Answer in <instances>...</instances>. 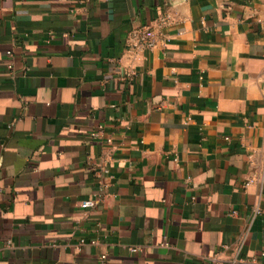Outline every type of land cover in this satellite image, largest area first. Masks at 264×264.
<instances>
[{
	"label": "crops",
	"instance_id": "0c3cea01",
	"mask_svg": "<svg viewBox=\"0 0 264 264\" xmlns=\"http://www.w3.org/2000/svg\"><path fill=\"white\" fill-rule=\"evenodd\" d=\"M263 250L264 0H0V264Z\"/></svg>",
	"mask_w": 264,
	"mask_h": 264
},
{
	"label": "built area",
	"instance_id": "2783aa9c",
	"mask_svg": "<svg viewBox=\"0 0 264 264\" xmlns=\"http://www.w3.org/2000/svg\"><path fill=\"white\" fill-rule=\"evenodd\" d=\"M172 22V15L169 12L163 11L159 12L158 15L149 23H144L138 27H135L130 30L127 36V47L136 52H143L146 50H152L157 45L160 39L165 37V29ZM131 72L129 75L131 77ZM102 132V126H99V129L91 132V135L97 137ZM248 181L247 183H249ZM102 192H95L94 195L90 198L82 200L80 206L82 208H91L95 207L102 199ZM257 212H260L261 209L257 208ZM85 240L81 239L79 242V248L84 244ZM95 242V241H94ZM225 247H228L226 245ZM129 249L132 252L138 251L139 247L130 246ZM107 255L101 254L100 261L102 264H105ZM86 264V263H82ZM211 264H221L217 260H213ZM229 264H264V250L258 256H251L250 258H238L230 260Z\"/></svg>",
	"mask_w": 264,
	"mask_h": 264
}]
</instances>
